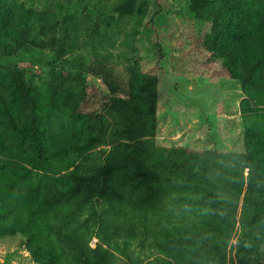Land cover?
<instances>
[{
	"label": "trees",
	"instance_id": "1",
	"mask_svg": "<svg viewBox=\"0 0 264 264\" xmlns=\"http://www.w3.org/2000/svg\"><path fill=\"white\" fill-rule=\"evenodd\" d=\"M148 5L0 0V237L23 236L37 264H141L134 244L158 253L144 264H250L262 249L264 0L188 2L208 25L199 47L241 90L242 150L223 152L156 142L158 76L136 52ZM120 33L127 88L93 108L82 76H103ZM81 35L93 62L68 57ZM35 48L51 55L30 60L41 85L20 64Z\"/></svg>",
	"mask_w": 264,
	"mask_h": 264
},
{
	"label": "rangeland",
	"instance_id": "2",
	"mask_svg": "<svg viewBox=\"0 0 264 264\" xmlns=\"http://www.w3.org/2000/svg\"><path fill=\"white\" fill-rule=\"evenodd\" d=\"M147 1L148 13L139 27L136 52L140 70L158 76L156 142L196 151H241L240 86L229 80L226 74L224 76L220 62L199 47L198 34L208 25L193 17L188 8L189 0ZM129 26L124 24L123 29ZM122 37V33L118 34L112 47L99 50L103 55L110 53L108 63L97 59L103 76H82L90 79L89 102L93 108L105 102L115 87L119 90L127 88V61ZM79 41L80 46L68 57L78 54L87 63L93 62L89 40L81 35ZM50 56L48 49L38 51L35 48L22 53V57L28 60L20 64L30 68L28 76L37 85L45 80L48 68L38 62L31 64L30 60H46ZM108 147L101 145L95 152ZM95 241L92 238L89 244L93 246ZM131 250L132 258L140 260L141 264L158 255L153 248L140 249L135 244ZM0 264L37 263L25 248L24 237L15 234L0 237ZM114 264H126V260L115 252ZM250 264H264V244Z\"/></svg>",
	"mask_w": 264,
	"mask_h": 264
},
{
	"label": "crops",
	"instance_id": "3",
	"mask_svg": "<svg viewBox=\"0 0 264 264\" xmlns=\"http://www.w3.org/2000/svg\"><path fill=\"white\" fill-rule=\"evenodd\" d=\"M163 146H165V145H163Z\"/></svg>",
	"mask_w": 264,
	"mask_h": 264
}]
</instances>
